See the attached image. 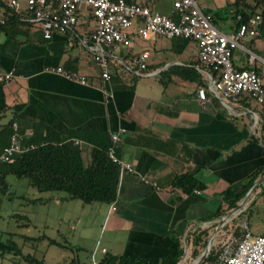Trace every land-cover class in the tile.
<instances>
[{
	"label": "crops",
	"instance_id": "0c3cea01",
	"mask_svg": "<svg viewBox=\"0 0 264 264\" xmlns=\"http://www.w3.org/2000/svg\"><path fill=\"white\" fill-rule=\"evenodd\" d=\"M161 1L155 0L152 9L160 12ZM165 1L169 12L160 13L171 15L173 0ZM216 7L204 11L224 8ZM95 27L96 20L89 15L74 32L55 34L50 40L35 24L10 33L0 29V71L14 72L6 121L16 119L21 140L44 127L74 141L88 164L95 150L110 143L112 134L121 133L118 156L135 172H121L116 210L99 208L104 219L100 228L110 236L100 250L96 245L92 263L111 253L157 264L176 252L177 240L182 245L197 229L217 223L213 216L218 209L228 210L226 214L233 210L229 206L250 176L264 167L260 132L264 107L242 99L229 108L210 91L202 104L198 90L208 85L199 49L195 41L182 38L142 40L135 34L130 48L111 50L112 78L105 81L91 44L85 42ZM220 29L236 32V22L230 20ZM245 45L264 57V40L257 37ZM170 46L175 55L169 53ZM144 51L150 53L149 73L135 79L129 66ZM234 63L247 67L248 55L236 50ZM50 67L77 72L87 84L50 73ZM186 69L195 70L201 80L186 78ZM186 174L194 175L203 189L188 194L177 187L175 179ZM79 207L71 229L77 231L85 222L82 232L87 234L94 223L87 211L95 206Z\"/></svg>",
	"mask_w": 264,
	"mask_h": 264
},
{
	"label": "built area",
	"instance_id": "2783aa9c",
	"mask_svg": "<svg viewBox=\"0 0 264 264\" xmlns=\"http://www.w3.org/2000/svg\"><path fill=\"white\" fill-rule=\"evenodd\" d=\"M149 1L150 4L148 0H0V6H8L21 15L23 21L39 26L47 40L55 34L74 32L85 17L92 16L96 27L85 42L91 44L95 65L105 81L112 78L111 50L119 46L130 48L135 34L142 40L163 37L195 41L199 49L198 61L205 69L208 85L198 90L202 104L208 101L207 93L210 91L229 108L237 106L242 99L264 107V57L245 45L246 41L260 36L262 17H253L242 23L236 32L225 33L215 24L212 14L203 10L201 0H173L171 15L153 10L151 4L155 0ZM5 24L6 19L0 15V26ZM236 50L248 55L250 70H240L235 66ZM149 56L150 53L144 51L132 59L129 70L133 76L142 77L149 73ZM47 70L67 80L87 84L86 77L77 72L62 67ZM13 77L14 72L0 71L2 83H9ZM12 128L10 146L3 149L0 144V164L11 162L21 151L17 123ZM121 142V133L111 135L108 156L120 165L121 172L134 173V168L118 156ZM111 208L116 210L114 203ZM245 213L244 208L218 231L221 241L217 246L215 264H264V235L252 233ZM92 264L98 262L93 258Z\"/></svg>",
	"mask_w": 264,
	"mask_h": 264
},
{
	"label": "trees",
	"instance_id": "16d2710c",
	"mask_svg": "<svg viewBox=\"0 0 264 264\" xmlns=\"http://www.w3.org/2000/svg\"><path fill=\"white\" fill-rule=\"evenodd\" d=\"M207 12V11H206ZM214 18L215 24L222 28L230 20L236 22V31L242 23L248 22L251 18L262 17L260 26L261 40H264V0H234L226 7L209 12ZM0 15L6 19V24L0 26L7 33L16 31L20 26L30 25L31 23L23 21L22 16L6 5L0 6ZM240 70H250L251 67L239 68ZM189 74L185 76L190 80H201V76L192 69H186ZM137 79L136 77H134ZM9 83L0 82V144L2 148L10 146L13 133V124L15 118L6 123L10 110L7 99ZM248 100V99H246ZM44 131L46 134L44 135ZM261 141L264 144V116L261 122ZM21 151L16 153L13 160L9 163L0 164V219L2 217L4 198H15L11 192V186L8 178L14 176L18 179H26L28 185L34 191L41 194L49 193L48 198H38L31 200L34 203H46L55 199L61 202L79 201L83 206L100 205L111 206L118 198L121 169L120 165L113 162L108 156L107 146L100 150H95L92 154V162L86 163L83 151L74 141L67 140L48 128L36 130L30 138L24 137L21 140ZM119 153V151H118ZM264 177V167L252 174L245 184L242 192L237 196L229 209L238 207L239 203L246 197L253 185ZM177 187L183 189L185 193H192L195 190H202L203 185L194 175L186 174L178 176L174 183ZM228 210L218 209L213 219H218L226 214ZM17 221L23 219L28 221V217L20 214L13 215ZM214 223L211 227H217ZM211 229H197L189 236L194 246L193 255H201L200 248L203 249L208 243ZM29 240V238H25ZM46 237H40L36 240H43ZM50 242L56 245H62L54 239ZM177 250L173 254L162 257L157 264H179L185 254L180 240H177ZM217 258V248H214L209 257L203 264H215ZM12 259V264H19L24 260L28 264H46L44 260H39L32 255H24L19 245L12 239L3 241L0 239V263ZM18 260V262L15 261ZM14 261V262H13ZM65 264H82L77 259H72ZM98 264H150L140 260H134L126 256H117L106 253Z\"/></svg>",
	"mask_w": 264,
	"mask_h": 264
},
{
	"label": "rangeland",
	"instance_id": "374dc122",
	"mask_svg": "<svg viewBox=\"0 0 264 264\" xmlns=\"http://www.w3.org/2000/svg\"><path fill=\"white\" fill-rule=\"evenodd\" d=\"M231 1L201 0V7L203 10H215L217 8L216 5L221 8L226 7ZM249 1L251 2L252 0ZM169 9V3L162 0L159 5V11L167 14ZM169 53L175 55L171 46ZM6 122L5 119L3 123ZM8 181L11 186V192L15 194V198H4L2 217L0 219L1 240L7 241L12 238L19 245L25 256H35L39 260H44L46 264H65V262H69L72 259H77L82 264H92L93 251L96 245L99 244L100 250L110 236L109 232L104 234L103 228H100L101 222L104 221L100 215V205H94L95 207L92 210L87 211L91 218H93L94 223L92 230L86 234L82 232V226L85 222L81 226H78L77 231L71 229L76 223V215L79 213L81 202L75 201L71 204H56L55 202L34 203L31 200L48 198L50 194H41L34 191L29 187L26 179L10 176ZM245 212V215L249 219L252 233L255 235L263 234L264 183L253 192L245 206ZM15 214L27 216L28 221H24L23 219L17 221L13 218ZM237 221L235 220L236 223ZM102 225H105V222ZM215 228H210L208 241L214 233ZM26 237L29 240H26ZM40 237H46V239L36 240ZM50 239L57 240L62 245L53 244L50 242ZM220 241L221 238L218 235L212 251L214 248H217ZM182 247L185 254L179 264H196L206 249V247L200 248L201 255L198 257L194 256V246L189 236L184 239ZM15 262H18V260ZM2 264H12V259L5 260ZM19 264L28 263L21 260Z\"/></svg>",
	"mask_w": 264,
	"mask_h": 264
},
{
	"label": "water",
	"instance_id": "95a60500",
	"mask_svg": "<svg viewBox=\"0 0 264 264\" xmlns=\"http://www.w3.org/2000/svg\"><path fill=\"white\" fill-rule=\"evenodd\" d=\"M264 183V177L261 178L260 180H258L254 185L253 187L249 190V192L247 193L246 197L244 198V200L239 204V206L233 210H231L229 213L223 215L221 218H220V221L217 225V227L215 228V231L214 233L212 234L210 240L208 241V244L206 246V249L205 251L203 252L201 258L199 259L198 263L197 264H203L206 259L209 257L211 251H212V248L214 246V243L216 241V238H217V235H218V231L221 229V227L227 222L228 219H230L231 217H233L234 215H236L237 213H239L240 211H242L248 200L250 199V197L252 196L253 192L262 184ZM213 243V245L211 246L210 248V244Z\"/></svg>",
	"mask_w": 264,
	"mask_h": 264
},
{
	"label": "bare ground",
	"instance_id": "6f19581e",
	"mask_svg": "<svg viewBox=\"0 0 264 264\" xmlns=\"http://www.w3.org/2000/svg\"><path fill=\"white\" fill-rule=\"evenodd\" d=\"M212 245H213V243L210 244V248H211ZM197 263H198V262H197ZM197 263H196V264H197Z\"/></svg>",
	"mask_w": 264,
	"mask_h": 264
}]
</instances>
